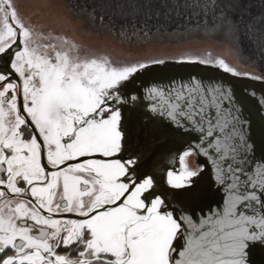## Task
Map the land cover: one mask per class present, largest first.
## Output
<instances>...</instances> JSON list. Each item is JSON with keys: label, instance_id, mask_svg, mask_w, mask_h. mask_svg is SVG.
I'll return each instance as SVG.
<instances>
[{"label": "snow or ice", "instance_id": "obj_1", "mask_svg": "<svg viewBox=\"0 0 264 264\" xmlns=\"http://www.w3.org/2000/svg\"><path fill=\"white\" fill-rule=\"evenodd\" d=\"M27 7L54 5L0 0V264H264V99L242 109L222 86L145 87L167 60L133 54L153 41L143 0L64 5L127 51L70 35L68 17L45 31ZM242 19L221 8L205 35L239 45ZM160 135L179 139L163 170Z\"/></svg>", "mask_w": 264, "mask_h": 264}, {"label": "trees", "instance_id": "obj_2", "mask_svg": "<svg viewBox=\"0 0 264 264\" xmlns=\"http://www.w3.org/2000/svg\"><path fill=\"white\" fill-rule=\"evenodd\" d=\"M65 2L68 5L76 3L83 5L90 4L92 0H65ZM205 2L206 0H143V3L150 6V13L148 9H143L140 19H144L146 14L151 15V19L147 23L152 30V42L157 39L161 41L167 39L168 42H172L175 39L186 38L190 41L218 40L236 50L245 65L256 69L264 77V18H262L264 17V8L261 7V0H240L241 4L250 2L254 6L251 9L237 8L235 13L225 7L229 0H217L220 7H217L214 12L209 10L207 15L203 11ZM221 8L228 15L235 17L243 15L240 22L239 45L234 38L223 35L219 37L205 35L207 29L211 28L214 23L220 22ZM72 12L75 15L79 14L80 9H73ZM86 19L85 15L80 14L81 22H86ZM249 25H251L250 29ZM100 33H104L102 29Z\"/></svg>", "mask_w": 264, "mask_h": 264}, {"label": "rangeland", "instance_id": "obj_3", "mask_svg": "<svg viewBox=\"0 0 264 264\" xmlns=\"http://www.w3.org/2000/svg\"><path fill=\"white\" fill-rule=\"evenodd\" d=\"M23 5H32L34 3L45 2V0H17ZM54 5L51 10L38 11L27 7L24 9L25 15H32L33 21L37 24L45 25V31L54 30L55 32L64 31L63 17H68L71 23L70 35H74L77 39L96 48H123L128 50L127 44H121L114 35L100 33H89L84 30L82 23L75 18L76 15L69 11L64 5H68L65 0H47ZM173 42V43H172ZM172 42L161 41L160 39L152 42L147 48L139 49L135 45L132 47L133 54H147L166 58L167 61H205L204 64L217 66L215 61L224 58L226 62L233 67L238 76L244 77H263L260 72L250 66L245 65L239 53L231 46L218 40L207 39L201 41H190V39H175ZM254 79V78H253ZM264 80V79H257Z\"/></svg>", "mask_w": 264, "mask_h": 264}, {"label": "water", "instance_id": "obj_4", "mask_svg": "<svg viewBox=\"0 0 264 264\" xmlns=\"http://www.w3.org/2000/svg\"><path fill=\"white\" fill-rule=\"evenodd\" d=\"M154 67L157 70L148 78L145 87H152L153 85L179 87L181 84L195 81H199L208 87L222 86L224 90L232 93L234 101L242 109L246 106L251 107L253 104H258L261 99H264V80L234 75L217 66L195 61L184 63L167 61L165 65ZM140 85L141 81L138 80L137 86ZM141 92H143V88H141ZM251 93H255V96L253 97ZM144 103L147 104L148 101H144ZM143 111H148V109L145 108ZM149 115L151 116V113ZM152 119L155 121L152 125L153 130L159 129L160 132H163L164 126L168 123L167 119L164 117H152ZM148 120L149 117L145 116L142 122H148ZM148 140L151 142L152 135L148 136ZM161 145L164 147L157 153L154 163L163 170L165 167H171L175 164V160L172 158L177 155L175 149L179 146V139L160 135L156 147H161ZM166 149H172V152L169 153ZM176 166L178 167V165ZM220 195H224L223 191ZM215 207L216 205H213V208ZM205 212H207V209H205Z\"/></svg>", "mask_w": 264, "mask_h": 264}, {"label": "bare ground", "instance_id": "obj_5", "mask_svg": "<svg viewBox=\"0 0 264 264\" xmlns=\"http://www.w3.org/2000/svg\"><path fill=\"white\" fill-rule=\"evenodd\" d=\"M79 20V19H78ZM80 21V20H79ZM81 22V21H80ZM81 23H83V22H81Z\"/></svg>", "mask_w": 264, "mask_h": 264}]
</instances>
